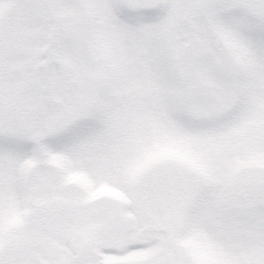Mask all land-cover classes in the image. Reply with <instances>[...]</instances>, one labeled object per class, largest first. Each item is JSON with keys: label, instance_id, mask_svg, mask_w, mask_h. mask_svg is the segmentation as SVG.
<instances>
[{"label": "rangeland", "instance_id": "rangeland-1", "mask_svg": "<svg viewBox=\"0 0 264 264\" xmlns=\"http://www.w3.org/2000/svg\"><path fill=\"white\" fill-rule=\"evenodd\" d=\"M0 264H264V0H0Z\"/></svg>", "mask_w": 264, "mask_h": 264}, {"label": "flooded vegetation", "instance_id": "flooded-vegetation-1", "mask_svg": "<svg viewBox=\"0 0 264 264\" xmlns=\"http://www.w3.org/2000/svg\"><path fill=\"white\" fill-rule=\"evenodd\" d=\"M129 223H132V222H128L126 224H129ZM133 227H134V225H133ZM132 230H133V228H132ZM132 230H130V232L128 234H125V231H123L124 235H123L122 239H120V241H117L119 244V245L117 244L118 245L117 248L124 249L122 251H125L128 249L129 246L144 242L142 233H136V235H135V234H132ZM138 247H140V246L138 245Z\"/></svg>", "mask_w": 264, "mask_h": 264}, {"label": "water", "instance_id": "water-1", "mask_svg": "<svg viewBox=\"0 0 264 264\" xmlns=\"http://www.w3.org/2000/svg\"><path fill=\"white\" fill-rule=\"evenodd\" d=\"M132 228H133V225L131 223L125 225L124 227L125 234H128Z\"/></svg>", "mask_w": 264, "mask_h": 264}]
</instances>
